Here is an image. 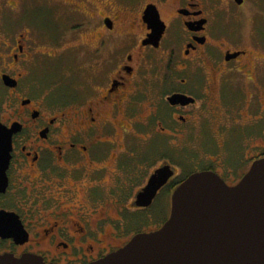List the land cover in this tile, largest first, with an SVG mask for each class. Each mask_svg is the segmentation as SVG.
I'll use <instances>...</instances> for the list:
<instances>
[{
    "label": "flooded vegetation",
    "instance_id": "flooded-vegetation-1",
    "mask_svg": "<svg viewBox=\"0 0 264 264\" xmlns=\"http://www.w3.org/2000/svg\"><path fill=\"white\" fill-rule=\"evenodd\" d=\"M48 1L0 0V124L11 133L4 170L0 161V255L90 264L160 229L191 174L233 187L264 159V52L240 45L255 40L257 0H73L66 5L83 11L71 36L89 40L32 41L23 16ZM9 7L24 8V29L6 37ZM58 61L78 76L67 87L77 91L54 102L38 77ZM195 137L204 159L184 172L171 158ZM131 141L156 150L141 155ZM165 166L171 175L137 205Z\"/></svg>",
    "mask_w": 264,
    "mask_h": 264
},
{
    "label": "water",
    "instance_id": "water-1",
    "mask_svg": "<svg viewBox=\"0 0 264 264\" xmlns=\"http://www.w3.org/2000/svg\"><path fill=\"white\" fill-rule=\"evenodd\" d=\"M170 100L182 99L179 95ZM10 139L0 124L2 170ZM170 175L166 166L156 170L136 204L147 206ZM0 264L45 263L33 255H0ZM90 264H264V159L255 161L233 187L212 172L191 174L173 194L170 216L160 229L139 234Z\"/></svg>",
    "mask_w": 264,
    "mask_h": 264
},
{
    "label": "rangeland",
    "instance_id": "rangeland-1",
    "mask_svg": "<svg viewBox=\"0 0 264 264\" xmlns=\"http://www.w3.org/2000/svg\"><path fill=\"white\" fill-rule=\"evenodd\" d=\"M69 1L73 2V0H49L48 6L46 5L43 6L41 5L37 7L32 6L33 9L31 10V12L27 13L26 15H24L25 13L23 14L24 8L20 9V14H16V12L14 13V10H11L10 7L9 9L3 10L1 23L3 27H5L6 29L5 31L8 33L6 37H8L9 34L11 33L13 34L19 31H23L24 29L23 25H20L19 21H16L18 19L20 20V18H22L21 14H23L24 15L23 20L26 21L28 25H31L33 27L32 29L33 33H30L32 34V36L31 38L29 37L30 40L34 39L32 41H43L44 36H47L48 39H50V41H88L89 39L87 36L85 37L83 36L81 37V39L71 36L70 32H72V30L70 28L77 23L76 11L77 10L83 11V9L78 7L73 8L66 5ZM96 1H99L98 5L101 6L100 0H96ZM257 1L258 4L254 2L255 5H252L254 6L253 7L254 9H252L250 14L252 15L253 18L254 17L257 18L256 24L254 23V25H256L254 27V32H253L254 36L252 35L255 38V40L250 42L241 41L240 45L242 47L245 46L249 47L252 45L254 47L255 52H257L260 57V55H262L264 52L262 47L264 46V2L263 0H257ZM34 4L35 3H33V5ZM30 9L31 7H29L28 10ZM246 28L249 29V25ZM0 41L3 40L0 39ZM59 63L60 61L56 62L57 65L56 64L51 65L54 66V70H52V72H48V73L46 72V75H44L43 78L38 77V81H40L42 84L45 83L46 93H48L47 96H50L51 100L54 102L55 101L57 102L59 100L58 97H60L61 94H64L65 96L68 94L73 95L74 92L77 91L76 89L74 90L73 88L68 90L67 87H69L68 85L71 84L73 86V83L77 81L78 76L73 77L72 75L63 74L62 69L60 67H57ZM261 64L262 62L257 63V65H259L260 68H261ZM263 64H262V68H263ZM36 79L37 78H35L34 81ZM1 91H3V88L0 87V93ZM130 145H131L130 148L131 150L138 152L140 151L141 155H142L141 153L142 150L143 151H146L147 149H149L150 151L156 150L155 145H150L147 147L146 144L143 145L140 142L139 145L137 146L136 142L131 141ZM177 145L178 147L175 148L177 154L175 155V157H172L171 159L175 164L179 165L180 170L185 172V170L191 169L192 163L199 164L203 161L205 151H204V143L201 137H195L194 139H190L186 141L182 140L180 142H177ZM165 149H166L165 147H162V150ZM133 166L134 163L129 166L130 170H133L135 168Z\"/></svg>",
    "mask_w": 264,
    "mask_h": 264
}]
</instances>
